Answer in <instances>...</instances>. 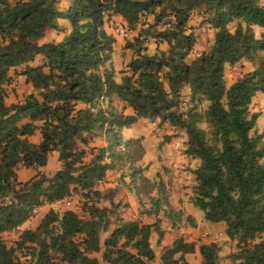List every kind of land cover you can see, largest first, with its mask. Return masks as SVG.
I'll use <instances>...</instances> for the list:
<instances>
[{"label": "trees", "instance_id": "trees-1", "mask_svg": "<svg viewBox=\"0 0 264 264\" xmlns=\"http://www.w3.org/2000/svg\"><path fill=\"white\" fill-rule=\"evenodd\" d=\"M57 3L0 0V236L18 230L35 208L73 191L80 193L85 216L49 208L33 229L19 234L15 246L0 237V264H152L149 237L161 234L157 220H119L111 228V211L98 206L101 200L113 205L115 189L102 193L97 187L107 171L117 170L122 179L129 178L126 187L139 203L147 199L148 212L169 210L163 182L142 174L141 141L121 133L139 119H158L184 132L185 154L198 161L191 171L189 202L203 220L225 224V235L236 242L232 261L264 264V129L254 132L258 114L249 112L253 96L264 93V58L229 86L224 80L225 65L264 51V4L71 0L59 10ZM195 12L214 34L210 47L188 62L195 42L188 23ZM109 15L121 17L132 29L152 17L126 41L132 57L119 79L110 66L114 39L105 29ZM57 19L67 20L69 31L58 42L39 43L47 29L63 31ZM254 27L261 29L258 36ZM150 39L167 49L149 54L145 44ZM38 56L42 63L32 65ZM17 67L33 92L7 105L3 84ZM183 88L192 107L179 111ZM202 101L206 107L196 110ZM36 130L40 140L33 143L29 137ZM96 137L106 144L91 146ZM52 152L60 167L47 175L39 169ZM22 168L35 174L21 182L17 172ZM169 212L174 221L176 213ZM185 221L193 224L190 216ZM195 250L193 242L179 236L162 250L160 262L188 264L185 255ZM197 250L201 264H217L218 244H200ZM20 252L27 259L20 260Z\"/></svg>", "mask_w": 264, "mask_h": 264}, {"label": "rangeland", "instance_id": "rangeland-1", "mask_svg": "<svg viewBox=\"0 0 264 264\" xmlns=\"http://www.w3.org/2000/svg\"><path fill=\"white\" fill-rule=\"evenodd\" d=\"M59 1H62L63 5L67 3V0ZM260 3L264 4V0H260ZM151 20V16L142 18L136 25L135 29H132L127 25L124 26L119 21L115 20L113 15H109L106 17L105 29L114 39L110 66L113 67L115 71L116 79H119V72L125 69L126 64L132 57V51L124 48L126 41L132 40V38L136 35L138 29L140 28V24L146 23V21ZM201 22L202 17L197 12H195L192 14L191 19L188 23V27L191 29L195 38L193 48L187 57L188 62L199 55L201 52L207 50L213 41V30L207 25L202 24ZM253 30L256 36H258L261 31L259 27H254ZM54 35V32H52V35L48 34V37H46L44 40L48 41L50 39H53L55 37ZM145 45L149 54L167 49V45L165 43H156L152 39L148 40ZM259 58H264V51L258 52V54L252 59H242L233 65H225L224 80L226 86H229L232 82H234L246 72L251 71L257 64ZM10 93H12L11 95L13 98L15 97L16 101H21L29 92L27 91L25 83L21 81L18 86L10 88ZM113 105L117 108H120L121 103L118 100L114 99ZM190 107H192V104L189 102V91L187 88H183L180 93V103L178 110L185 111ZM205 107L206 103L202 101L200 103H197L195 109L198 111H202ZM249 112L258 114L254 132H262L264 129V93L257 92L253 96L249 105ZM202 127L205 126L202 125ZM135 134V138L139 139L141 143L146 142V144L149 145L151 149L152 158L151 160H149V162H152L153 165H151L150 163L147 165V167H144L142 169V174L146 173L151 180L160 178V180L164 184L165 192L167 191V193L169 194L168 200H173L175 198L177 199L176 192H178V194L180 193L179 195H181L179 196L181 199L180 203H183V198L190 197L191 190L194 185L193 175L191 171L198 164V161L196 159L191 158L185 154L186 138L184 132L179 129H172L167 123H160L158 119H143L137 123ZM97 140L99 141L100 139ZM157 150L160 151L161 156H159L158 154L156 156ZM170 161H172V163H170ZM52 163H54V166H52L53 170L55 168L56 160H52ZM174 165L176 166L174 167ZM107 177L108 180L105 182V184H107L108 186H104V184H101L97 187L102 191V193H105L107 187H111L109 189H112V185L115 183H117L118 185L121 183L117 192L119 195H121L122 193L125 194L127 191H130L126 187V183H128L129 178L125 176L124 179H122V177L120 176V171L110 170L108 171ZM71 195L73 196L71 209L78 215L84 216L81 212L82 199L80 193L78 191H73L71 192ZM125 197L126 202L124 203L123 207H126L125 204L129 207L130 201L127 198V195H125ZM144 199L145 198H141V200L148 205L147 199ZM118 206L119 204H117V206L115 207H113V205L109 206V210L111 211L109 215L111 222L116 221L115 214L119 209ZM199 212L201 213V211ZM38 221L39 218L30 219L27 227H24L22 230H16L2 234L0 237L8 246H15V242L18 240L19 234L25 229H33ZM205 223L215 226L211 222L205 221ZM196 245L200 244L196 243ZM96 256H99V254ZM17 257H19L20 260L27 259L21 254V252L18 253Z\"/></svg>", "mask_w": 264, "mask_h": 264}, {"label": "crops", "instance_id": "crops-1", "mask_svg": "<svg viewBox=\"0 0 264 264\" xmlns=\"http://www.w3.org/2000/svg\"><path fill=\"white\" fill-rule=\"evenodd\" d=\"M70 2L71 0H67V3L63 5L62 1L60 2L58 0L57 7L59 10H65L67 6L70 4ZM114 18L115 20L119 21L122 25L124 26L126 25L125 21L121 17L114 16ZM57 24L63 29V31L57 32L52 29H47L43 37L39 40V43L50 42V41L58 42L62 39V37L69 31V24L68 21L65 19H57ZM52 32H54L55 37L53 39L45 41L44 39L48 37V34L52 35ZM41 63H42L41 56H38L36 60L32 63V65H38ZM19 70H21L20 67L11 69L8 72L7 81L3 84V90L5 93V103L7 105L17 102L15 97L14 98L12 97L11 95L12 93H10V83L12 80L14 79L17 80L18 84L21 83V81L24 82L27 91L29 93L33 92L31 85L25 82L24 76L20 74ZM127 112H129L128 109ZM140 120L143 119L137 120V122L132 124L129 128H124L122 130L121 133L123 138L128 139V138L136 137L135 130L137 127V123ZM97 139L100 140L98 141ZM29 140L33 143H38L40 140L39 130H36L34 134L29 137ZM89 144L91 146H104L106 143L104 141V138L96 137L92 141V143ZM142 145L144 147L145 153L140 160L141 163L138 162V164H140L139 166L144 168L147 167V165L150 163L151 165L153 164L152 162H149V160H151L152 158L150 146L147 145L146 142H143ZM157 154L161 156V153L158 150L156 156ZM52 160H56L55 168L53 170H52V166H54V163H52ZM170 163H172V161H170ZM175 166L176 165H174V167ZM59 167H60V162L57 160V153L52 152L48 157L46 166L40 168L39 170L49 175L52 174L54 171H56ZM34 174H35L34 170L25 169V168H22L17 172L18 180L21 182L27 181ZM107 175H108V171L106 172V177L104 179V182L102 183V185L104 184V186L105 185L108 186L107 184H105V182L108 180ZM143 175L149 178L146 173H144ZM120 184L118 185L117 183H115L112 185V189L115 188V194L112 197V204L114 205V207L117 206V204H119L118 206L119 209L117 208L118 210L117 213L115 214L116 221L111 222L110 227L111 228L114 227V225L118 223L119 220H123V221L136 220L143 224H152L157 220L158 228L161 234L157 235L156 232H152L149 237V243L154 252V259L152 260V264H161L160 255L162 250L166 247H169L171 243L175 240V238L179 236L183 237V239L186 242H193L196 246V250L194 253L185 255V259L188 264H201L202 262L201 257L197 250L198 245H196V243L209 244L212 242L218 244L219 246L217 264H239L238 261H232L229 258V255L236 251V242L234 240L229 239L225 235L224 232L225 224L223 222H219V223H213L215 226H212L205 223V220H203L202 217V213H200L198 209L192 206V204L189 202L188 197L183 198L184 200L183 203H180L181 199L179 196L181 195H179L180 193L178 194V192H176L177 199L175 198L173 200L170 199L168 200L169 210L164 211V209H160L157 212V214H155L154 212L153 213L148 212L149 206L147 204L139 203L134 192L127 191L125 194L122 193L121 195H119L117 192L119 190ZM109 188L111 187H107L105 191H107ZM125 195L128 196L127 198L130 201L129 207L126 204H125L126 207H123L124 203L126 202ZM101 201L98 203V206L109 208L110 204L108 200H101ZM49 208H50L49 205L40 206L38 213L32 219H37V218L40 219ZM169 211H172L174 212V214L175 213L177 214V215L175 214L176 219H174V221L172 220V216H169L170 215ZM178 212L180 213L178 214ZM186 216L191 217V219L193 220V224H189L188 222L185 221ZM28 222L29 220L26 221L21 226L20 230H22L24 227H27Z\"/></svg>", "mask_w": 264, "mask_h": 264}, {"label": "built area", "instance_id": "built-area-1", "mask_svg": "<svg viewBox=\"0 0 264 264\" xmlns=\"http://www.w3.org/2000/svg\"><path fill=\"white\" fill-rule=\"evenodd\" d=\"M16 86H18V81L14 79L10 83V88H14ZM98 183H101V181H98ZM72 200H73V196L69 194L62 199L56 200L52 203L45 204V205H49L50 209H52L54 212L60 213L61 211L65 209H71ZM38 211H39V207L33 210L34 216L38 213ZM33 217H31L30 219H32ZM20 228L21 226L18 228V230H20Z\"/></svg>", "mask_w": 264, "mask_h": 264}]
</instances>
